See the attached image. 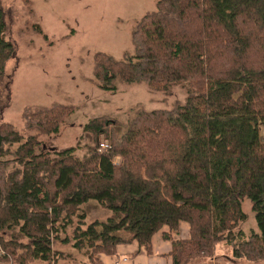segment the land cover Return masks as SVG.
Here are the masks:
<instances>
[{"label": "trees", "instance_id": "obj_1", "mask_svg": "<svg viewBox=\"0 0 264 264\" xmlns=\"http://www.w3.org/2000/svg\"><path fill=\"white\" fill-rule=\"evenodd\" d=\"M156 1L136 23L132 53L95 54L93 81L109 92L118 82L165 93L181 86L185 101L138 108L125 122L91 119L84 129L94 141L82 158L75 147L53 151L39 139L58 133L71 105L26 107V129L35 130L28 135L0 122V262L58 264L65 254L54 242L70 243L61 232L78 222L73 246L87 250L85 264H101L99 253L117 257L119 244L135 240L152 253L164 227L172 264H219L220 244L232 249L229 263L263 264L264 0ZM4 20L0 0V91L10 93L18 57ZM245 197L258 226L249 234L241 228ZM90 201L109 216L86 223L80 207ZM183 221L190 235L175 238Z\"/></svg>", "mask_w": 264, "mask_h": 264}, {"label": "rangeland", "instance_id": "obj_2", "mask_svg": "<svg viewBox=\"0 0 264 264\" xmlns=\"http://www.w3.org/2000/svg\"><path fill=\"white\" fill-rule=\"evenodd\" d=\"M1 3L9 37L17 48L18 68L11 92L3 88L0 91V122H10L19 132L28 135L35 130L26 129L23 119L26 107L73 106V114L59 126L57 134H39V139L46 142L49 149L75 147L74 154L82 158L94 141V135L84 129L91 119L106 116L125 122L138 108L172 109L185 101L187 93L181 86L165 93L151 89L145 82H118L117 92H109L98 88L93 81L95 54L103 51L121 59L132 53L136 23L144 14L156 9V0H1ZM36 23L48 35V40L34 30ZM15 60H9L7 73L13 71ZM99 139L101 147L104 143L102 148L106 149L109 142L103 136ZM116 158L117 162L120 157ZM12 167L10 161L4 169L8 172ZM242 201L248 218L241 228L247 234L258 231L251 200L245 197ZM80 208V212H85L86 223L96 219L103 221L110 214L95 201ZM77 223L61 232L62 237L72 239L70 243L54 242V248L65 254L58 264L89 262L87 250L73 246ZM21 240L27 242V238L21 237ZM231 251L227 244L218 245L217 261L227 263ZM41 263L37 260L29 264Z\"/></svg>", "mask_w": 264, "mask_h": 264}, {"label": "crops", "instance_id": "obj_3", "mask_svg": "<svg viewBox=\"0 0 264 264\" xmlns=\"http://www.w3.org/2000/svg\"><path fill=\"white\" fill-rule=\"evenodd\" d=\"M170 233L168 227L162 228L153 236V251L149 253L145 246H141L136 240L130 243H122L117 247L118 256L113 257L106 253L97 255L101 264H172V257L169 255L172 251V242L163 237V233ZM175 238H188L190 235V225L187 222H181L179 233H171ZM214 262H218L217 259ZM87 263V262H86ZM7 264V263H0ZM219 264H249L246 262H232Z\"/></svg>", "mask_w": 264, "mask_h": 264}, {"label": "built area", "instance_id": "obj_4", "mask_svg": "<svg viewBox=\"0 0 264 264\" xmlns=\"http://www.w3.org/2000/svg\"><path fill=\"white\" fill-rule=\"evenodd\" d=\"M104 143L102 144V147H103Z\"/></svg>", "mask_w": 264, "mask_h": 264}]
</instances>
